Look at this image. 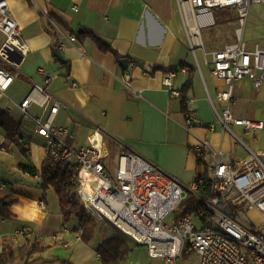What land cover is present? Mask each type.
Returning a JSON list of instances; mask_svg holds the SVG:
<instances>
[{"label": "crops", "instance_id": "0c3cea01", "mask_svg": "<svg viewBox=\"0 0 264 264\" xmlns=\"http://www.w3.org/2000/svg\"><path fill=\"white\" fill-rule=\"evenodd\" d=\"M7 1L11 16L19 23L30 48L22 67L23 74L16 79L9 95L16 101L23 99L31 89L30 78L39 80L37 71L44 68L54 76L51 91L64 102L55 122L75 133V145L88 144L91 130L101 128L106 136L109 161L115 162L111 147L116 148L118 155L126 143L184 184H192L196 179L195 149L203 141L210 150L221 151L225 161L237 163L248 156L244 145L225 132L217 121L209 97L221 110L223 105L216 95L226 89V83L212 74L210 57L203 50L195 53L191 50L178 0ZM249 7L250 18L243 39L253 48L258 42L264 45V5L261 4L262 11L252 4ZM48 11L58 15L72 30L93 31L112 50H102L89 36L73 41L74 35L69 30L57 26L59 50L64 59L61 61L55 56L54 33L50 32V21L46 17ZM218 18L212 15L213 26ZM229 23L237 27L238 20L236 25L235 21ZM122 59L128 60L127 69L122 66ZM66 62L68 65L64 66ZM170 70L176 73L174 87L181 93L179 97H172L164 87V75ZM72 82H77L79 88H73ZM189 82L190 89L184 91ZM23 85L24 95L19 96L17 90ZM186 99L195 101L197 124L191 129L185 124ZM0 108L12 118L13 111L20 113L7 99L0 102ZM231 110L236 117L264 123V82L259 86L252 78L239 82L234 89ZM32 112L40 114L41 110L32 107ZM214 122L217 127L210 130L208 127ZM233 129L264 159V129L250 134H245L240 126ZM5 136L0 128V146L5 148L0 149V198L16 195L19 200L12 207L16 218L5 220L0 216V245L2 238L8 237L18 251L24 245V238L18 236V232L27 227L32 232V241L38 237L47 243L53 239L58 242L46 253L37 254L33 264H83L90 250L73 232L77 219L64 225L55 188L20 167L26 164L41 171L48 157L45 139L30 136L31 143L26 145L29 152L24 154L16 145L6 148ZM103 239L104 236L95 244L100 264L97 248ZM61 246L71 250L79 246V249L66 258L67 254L64 256L61 252L60 257L55 253ZM163 261L164 264L178 262L177 259ZM131 263L137 264L130 260L129 254L123 264Z\"/></svg>", "mask_w": 264, "mask_h": 264}, {"label": "built area", "instance_id": "2783aa9c", "mask_svg": "<svg viewBox=\"0 0 264 264\" xmlns=\"http://www.w3.org/2000/svg\"><path fill=\"white\" fill-rule=\"evenodd\" d=\"M178 2L191 50L194 53L203 50L210 57L212 74L226 83V89L216 95L223 105L221 110L209 97L217 121L248 150L245 159L234 163L225 161L221 151L210 150L206 141L196 147V153L205 159L211 182V194L199 196L201 204L197 210L182 215L179 207L191 192L197 191L201 179L184 184L126 143L112 163L108 159L106 136L98 127L91 130L88 144L75 145V133L55 122L64 102L51 91L54 76L44 68L37 71L39 80L30 78L31 89L23 99L16 101L9 95L16 79L23 74L30 48L19 23L11 16L7 0H0V102L10 101L24 119V139L20 143L32 135L41 136L48 156L73 166L72 183L87 213L100 226L110 223L134 242L146 246L152 259L171 262L196 253L199 264H264V159L233 129L240 126L245 134L257 133L264 129V123L236 117L231 110L239 82L246 78L254 79L256 86L264 82V45L258 42L249 48L243 39L249 6L264 5V0ZM227 8L237 9L240 16L237 40L209 52L201 27L214 24L213 11ZM194 24L197 31L192 30ZM75 39L74 35L71 40ZM175 74L173 70L166 72L163 84L172 97H179L181 93L174 87ZM71 86L79 88L77 82ZM186 106L185 124L191 129L197 124L195 101L189 99ZM32 107H38L41 113L34 114ZM216 127L214 122L208 128ZM0 149L5 150L3 146ZM172 214L174 218L170 221ZM242 214L251 219L250 223L241 220ZM18 236L25 243L32 232L23 227ZM36 240L40 241L38 237Z\"/></svg>", "mask_w": 264, "mask_h": 264}, {"label": "trees", "instance_id": "16d2710c", "mask_svg": "<svg viewBox=\"0 0 264 264\" xmlns=\"http://www.w3.org/2000/svg\"><path fill=\"white\" fill-rule=\"evenodd\" d=\"M46 14L50 18L49 30L54 33V50L60 48L56 25L69 30L77 39L81 36H89L94 38L96 44L102 50H112L110 46L93 31L84 29V31L79 32L78 30H72L71 27L54 12L48 11ZM115 54L119 57L117 52H115ZM65 65H68V62L64 63V66ZM190 87L191 82L186 85L184 91L189 90ZM187 101L188 99H186L185 103ZM0 128L6 133L3 142L6 148L9 149L13 145H16L24 154H28L29 150L26 145L31 143V139H26L25 143H19L20 139H24L23 119L16 120L12 118L6 110L0 108ZM20 167L25 172L32 175L40 173L43 182L55 188L60 199L64 225H68L73 218H76L78 223L73 230L85 244H89L98 231V222L87 213L77 197V189L72 183V178L75 173L73 166L70 163L54 160L52 157L48 156L40 172L30 165L22 164ZM196 171L195 180L201 179L202 183L199 181L197 191L191 192L180 204L179 211L182 215L193 212L199 208L201 204L199 196L206 197L211 194V182L207 174L208 170L205 159L203 155L199 153H197ZM18 200L19 198L16 195L0 198V216L3 219L13 220L16 218V215L12 211V207ZM27 229L30 230L29 228ZM57 245L58 242L55 241V239L51 240L49 243L39 240L33 242L30 239H26L24 245L16 251L15 246L9 243V238L3 237L2 244L0 245V264H33L37 261V259H34L37 254H44L50 248ZM131 252V245L126 240L118 237L104 236L102 243L97 248V253L100 256L102 264H123ZM65 263L66 262H63V264Z\"/></svg>", "mask_w": 264, "mask_h": 264}, {"label": "rangeland", "instance_id": "374dc122", "mask_svg": "<svg viewBox=\"0 0 264 264\" xmlns=\"http://www.w3.org/2000/svg\"><path fill=\"white\" fill-rule=\"evenodd\" d=\"M252 5H255V7L261 9L262 11V7L260 3H253ZM250 9L251 8L249 7V12L247 13V16L245 18L246 22L250 18V11H251ZM212 13L214 17L215 16L217 18L221 17L222 20L218 18L217 19L218 22L216 23L215 26L208 25V26L201 27L202 39H203L206 49L209 52L221 49L226 44H230L236 41L237 40V30L241 28L240 16H239L237 9L227 8L223 10L213 11ZM236 20H238L237 27L236 26L234 27V24L229 23V22L235 21V25H236ZM245 26L243 25V28H245ZM208 28L210 29L208 30ZM24 91L25 90H24V85H23L18 88L17 94L19 96L24 95ZM12 115L15 119H22V117L20 118V113L17 111H13ZM23 122H24V119H23ZM111 148L113 149L114 160H117L118 155L116 152V148L114 147H111ZM173 218H174V215L172 214L170 215L169 220L172 221ZM240 218L246 224L250 223L251 221V219L245 216V214H242ZM103 236L120 237L124 240H128V242L132 245V252L130 253V260L135 261L137 264H164V261L161 259H152L148 254V249L146 246L140 245L134 242L132 239H130V237H127L125 234H123L120 230L116 229L115 226H113L110 223H107L103 226H100L98 224V231L96 232L95 237L92 239L91 243H89L88 246H86V244L82 242V245H85V247L88 250H90L88 253H86L83 264H100V261L97 260L96 258L97 254L95 252L96 251L95 244L99 240H101ZM78 247L79 246H74L72 250L63 248V246L57 247L55 250L56 251L55 253L57 254V256L61 257V255L59 254L62 252L64 256H66L65 254L68 255V257L66 258H69V256H71V252L73 251L76 252V250L79 249ZM51 257L54 259L56 258L55 255L53 254L51 255ZM177 261L178 262L176 264H198L199 256L196 253H189V254L182 255L181 257L177 259ZM74 264H76V262Z\"/></svg>", "mask_w": 264, "mask_h": 264}, {"label": "water", "instance_id": "95a60500", "mask_svg": "<svg viewBox=\"0 0 264 264\" xmlns=\"http://www.w3.org/2000/svg\"><path fill=\"white\" fill-rule=\"evenodd\" d=\"M55 56H57L61 61H64V59L62 57V53L59 49H55ZM121 64L125 69L128 68V60L127 59H122Z\"/></svg>", "mask_w": 264, "mask_h": 264}, {"label": "bare ground", "instance_id": "6f19581e", "mask_svg": "<svg viewBox=\"0 0 264 264\" xmlns=\"http://www.w3.org/2000/svg\"><path fill=\"white\" fill-rule=\"evenodd\" d=\"M192 30L197 31L196 24L192 25Z\"/></svg>", "mask_w": 264, "mask_h": 264}]
</instances>
